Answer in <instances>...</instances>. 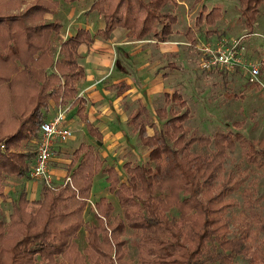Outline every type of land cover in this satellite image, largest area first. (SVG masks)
Returning <instances> with one entry per match:
<instances>
[{
    "label": "trees",
    "instance_id": "1",
    "mask_svg": "<svg viewBox=\"0 0 264 264\" xmlns=\"http://www.w3.org/2000/svg\"><path fill=\"white\" fill-rule=\"evenodd\" d=\"M77 1L62 0L64 4ZM235 2L243 27L252 33L262 0ZM176 5L175 0H94L88 12L100 15L104 27L92 35L82 28L76 30L59 44L60 58L54 61L51 39L62 26L43 18L58 12V2L0 0V182L10 176L28 178L34 157L14 149L38 137L50 103L70 104L88 135L100 141L85 122V100L77 97L84 77L77 48L90 45L96 37L109 38L114 29L122 30L132 41L166 42L177 23L168 9ZM220 14L217 7L205 12L202 6L192 27L183 33L184 43L193 48L197 41L194 31L201 26L213 29ZM260 61L259 76L264 82V52ZM247 87L261 89L256 83ZM119 88L120 92L127 89L123 84ZM163 100V106L155 110L158 131L141 106L128 117V125L147 156L143 164L130 161L121 166L124 182L94 147L85 143L71 152L66 176L56 187L40 184L37 200L18 195L8 223L0 220V258L4 255L8 260L2 261L4 264L53 262L58 257L65 264H97L96 257L113 264L110 251L124 264L118 244L112 246L110 240L126 231L136 239L139 264H231L238 257L245 258L243 264H264V254L258 249L249 252L248 245L251 235L264 236V214L257 210L255 199L243 193V211L229 230L224 216L230 205L225 199L235 191L238 181L232 172L220 177L222 164L235 147L244 163L264 171V140H247L230 131H218L210 137L187 134L189 110L182 95L173 90L170 96L164 94ZM232 126L239 128L241 124ZM10 128L14 129L3 134ZM148 128L151 135L146 133ZM98 174L116 199L119 214L114 215L111 202L101 197L93 204L95 223L90 224L82 214L92 179ZM214 187L216 194L204 196ZM171 211L175 216H169ZM80 230L85 234L86 258L76 253Z\"/></svg>",
    "mask_w": 264,
    "mask_h": 264
},
{
    "label": "rangeland",
    "instance_id": "2",
    "mask_svg": "<svg viewBox=\"0 0 264 264\" xmlns=\"http://www.w3.org/2000/svg\"><path fill=\"white\" fill-rule=\"evenodd\" d=\"M60 3L62 10L66 12V5L62 0H56ZM194 0H175L176 6L169 7L168 11L172 12L177 23L173 26V39L178 41V49H180L178 59L173 60L175 68L169 66V72L172 71L173 75L170 81L169 91L166 93L168 96L171 95L173 90H176L182 95L183 100L186 103V108L189 110V118L185 124V130L188 133L195 132L200 135L210 137L212 134L221 131L238 132L244 136L247 140L251 141H263L264 140V82L259 78L261 82V89L255 91L253 88H248L247 84L250 80L238 71H234L231 74L218 73L216 72H204L200 71L196 63V51L194 48L189 46H183L185 40L183 33L186 28H191L194 22V18L201 7H204L205 12L211 8L217 7L220 10V19L212 26L213 29L201 26L198 31H194L197 42L208 41H219L220 39L225 40L227 43L238 42V49H242L243 57L246 61L254 60L260 61L261 53L264 52V0L258 7L257 19L252 25V33H248L243 27L242 20L238 14V4L235 0H198L197 3L193 4ZM80 3H85V0H81ZM88 13L72 19L73 17H61L56 19L57 22L61 23L62 31L68 26V23L82 24L83 17H87ZM67 15V14H66ZM68 16V15H67ZM44 19V18H43ZM46 22H51L50 19H45ZM214 34H206L211 32ZM59 33L52 36L50 53L54 61L60 58L58 53V46L63 40V35ZM149 45V44H148ZM152 46V45H150ZM166 65L159 70L167 68ZM163 64V63H161ZM111 70L119 68L118 63L113 61ZM261 67V61H260ZM167 68V69H168ZM264 76V73H261ZM163 96H160L158 100L152 103L150 108V116L155 121L156 130L160 127V122L156 121L153 110L163 106ZM174 107V106H173ZM47 112L48 116L53 115V111L49 107ZM47 117L45 116V119ZM233 123H240L241 127L237 128L232 126ZM14 128L3 132L10 133ZM73 132L71 133L70 139L63 145V148L53 147L52 149V161L51 167L53 170L59 169L57 178L59 181H52V186L56 187L58 183H61L64 179L65 166L70 160V153L73 150V146L78 142L85 143L83 132L81 127L78 125L74 126ZM152 131L147 130V134L151 135ZM80 135V138L76 142L70 141L73 136ZM121 137V139H120ZM111 136L109 137V139ZM108 139V138H107ZM36 138L26 142L19 148L14 149L15 152L30 153L32 157L35 152ZM89 140V139H88ZM96 145V151H104L105 161L108 165H111L118 173L121 181H125V175L120 169V164L125 160L131 161L137 165L143 164L146 159L145 148L140 147L137 139L133 137L129 132L121 131L119 138ZM62 149V150H61ZM30 164V163H29ZM30 166V165H29ZM223 171L220 177H225L228 172H232L236 178L237 187L235 191L228 195L225 199L229 203V207L225 210L226 214L224 218L228 221V229H233V224L236 223L240 212L243 211V200L242 194L251 195L256 202L257 210L261 214H264V171L244 163L242 159L241 151L237 147L233 149L232 153H229L227 158L224 160ZM62 170V171H60ZM234 178V179H235ZM34 181L30 177L27 179L10 176L3 179L0 182V220L4 224L8 223V214L11 209V205L17 199L18 195L23 193L25 199L32 201L33 199L39 198V183L34 186L27 185V191L24 185L28 182ZM91 192L87 199V206L85 211L84 221L90 224L95 223L93 204L97 199L104 197L108 199L113 208V214H119L118 206L116 205V199L107 192V185L103 181L102 174H98L92 179ZM216 186L220 185V181L215 183ZM218 192L217 187L211 189L204 196H211ZM31 199V200H30ZM36 199V200H37ZM170 217L175 216V212L169 213ZM250 251L258 249L260 253L264 254V236L262 234H253L249 239ZM136 239L129 231L122 235L110 240V244L113 246L118 244L117 252L119 250L121 262L124 264H139V258L136 248ZM77 255L86 258L84 250L86 248L84 242V231L80 230L77 239L75 241ZM117 247V246H116ZM110 251V250H109ZM112 259L113 264H119L117 259L113 255V251L108 254ZM97 264H106L105 260L97 258ZM8 262L7 258L2 255L0 258V264ZM245 258L238 257L231 264H243ZM87 263V261L85 260ZM65 264L62 258L58 257L53 262L46 260L36 261L35 264Z\"/></svg>",
    "mask_w": 264,
    "mask_h": 264
},
{
    "label": "crops",
    "instance_id": "3",
    "mask_svg": "<svg viewBox=\"0 0 264 264\" xmlns=\"http://www.w3.org/2000/svg\"><path fill=\"white\" fill-rule=\"evenodd\" d=\"M93 1L94 0H85V3L82 4L80 0L71 4H64L67 6L66 12L62 10L63 8H61L60 3H58V12L51 16H44V20L48 18L52 21H57L56 19L62 16L67 18L73 17L72 19H74L88 13L86 18L83 17L81 25H73L70 22L64 31L61 29L60 34L63 35L62 41L81 28L87 30L92 35L96 30L104 27L100 15L96 12H88L89 6ZM173 37L174 35H171L170 38L163 43H155L147 39L132 41L125 36L122 30L114 29L111 31L109 38L103 40L96 37L90 45L86 46L82 44L77 48L76 52L79 56L78 64L83 68L84 72L83 80L78 86L77 97H81L85 100V122L100 136V141L88 135L86 126L80 122L74 109L70 108V104L67 106H60L55 103H50L49 107L53 111L51 117L54 116L57 107H67V114L62 123L63 127L71 130V133L74 130V126L78 125L81 127L84 140L87 141L85 143L93 146L94 149L96 148L95 144L110 143V141L118 139L119 133L122 130L125 131V133L129 132L135 137L131 131L130 125H128V117L133 114L139 106L147 110L149 118L152 123L155 124V121H153L150 116L152 103L169 91L172 73L177 70V68L173 69V72L171 71L170 73L168 68V65H170L173 60L178 59L180 52L177 46L179 42L173 39ZM113 61H116L119 66L116 71L113 69L111 70ZM165 61H167L168 69L159 70L160 67L163 68L166 65ZM172 66L175 68L174 64ZM122 84L127 88L124 92H120L119 87ZM155 110L156 109L153 110V113L156 118ZM49 113L51 112H47V118L45 120L51 118L48 116ZM147 130L151 129H146V133ZM78 136L79 137H77V135L73 136L70 141L76 142V140L80 138V135ZM110 136L111 138L109 139ZM85 143L78 142L73 146V150L80 144ZM63 145L56 144V146L60 148H63ZM96 152L105 161V155L107 153L102 150ZM126 162L129 161L125 160L120 164V169ZM69 163L70 160L68 164ZM107 163L108 162L105 161L106 165H108ZM68 164L66 166H68ZM66 166L64 171L66 170ZM58 171L59 169L53 170L52 167L50 168L49 172L51 173L52 181H59L57 178ZM65 174L63 177L66 176ZM35 184L37 183L34 181L27 182L24 185L26 192H28L27 185L34 186ZM84 214L85 211L82 214L83 220H85Z\"/></svg>",
    "mask_w": 264,
    "mask_h": 264
},
{
    "label": "built area",
    "instance_id": "4",
    "mask_svg": "<svg viewBox=\"0 0 264 264\" xmlns=\"http://www.w3.org/2000/svg\"><path fill=\"white\" fill-rule=\"evenodd\" d=\"M182 45L189 46L187 43ZM237 45L238 42L234 41L229 44L223 39L215 42L204 40L198 43L196 41L193 48L196 51V63L199 70L204 72L217 71L225 74L238 71L241 76L247 77L250 83L261 86L259 81L260 61H246L242 49H238ZM67 110V107H57L54 116L49 120L42 121L39 126L34 158L28 169V177L39 184L43 183L46 187H54L49 172L52 149L56 144L62 145L68 142L71 136V130L62 125Z\"/></svg>",
    "mask_w": 264,
    "mask_h": 264
}]
</instances>
